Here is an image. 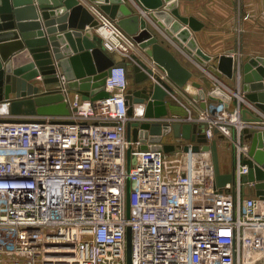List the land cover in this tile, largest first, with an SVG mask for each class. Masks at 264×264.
Returning <instances> with one entry per match:
<instances>
[{"label": "built area", "instance_id": "2783aa9c", "mask_svg": "<svg viewBox=\"0 0 264 264\" xmlns=\"http://www.w3.org/2000/svg\"><path fill=\"white\" fill-rule=\"evenodd\" d=\"M89 4L104 50L123 58L106 77L109 96L82 98L59 72V82L47 89L64 94L68 114H12L10 100L0 101V264H128L129 227L131 264H256L264 206L257 195H243L249 146L242 139L245 128L264 123L243 120L238 90L233 107L208 93L203 108L198 88L194 98L187 96L188 84L175 86L116 19ZM132 54L175 88L170 96L185 116H146L148 99L128 114ZM232 55L239 84L242 59ZM155 74L148 84L158 82ZM130 121L203 124L209 141L218 129L234 149V180L217 187L213 162L204 161L207 151H193V143L176 142L169 152L152 150L151 143L142 149L127 137Z\"/></svg>", "mask_w": 264, "mask_h": 264}, {"label": "water", "instance_id": "95a60500", "mask_svg": "<svg viewBox=\"0 0 264 264\" xmlns=\"http://www.w3.org/2000/svg\"><path fill=\"white\" fill-rule=\"evenodd\" d=\"M148 17L155 21L180 47L204 69L216 77L222 75L235 78L234 49L217 56L206 53L198 44L194 32L204 23L193 15L182 14L180 0H135ZM83 2L94 3L110 17L116 19L121 28L132 35L153 60L163 67L172 82L182 87L191 82L199 89L201 106L206 107L205 94L232 101L233 95L209 76L202 81L193 79L194 72L187 68L164 40L152 31L149 23L126 0H0V43L16 40L14 46L0 44V101L10 100L12 114H68L69 108L64 94L59 89H42L44 85L59 82L61 72L67 80L70 92H78L82 98L97 100L109 96L104 84L111 67L121 62V55L108 54L102 39L94 31L97 19ZM6 34V35H5ZM5 35L6 37L2 36ZM141 55L132 54L128 63L127 76L135 85L128 89V114L133 115V104L148 99L146 116L169 114L167 97L176 92L175 88L156 75ZM210 62V63H209ZM149 74H155L158 82L148 84ZM40 76L41 82L34 78ZM139 87H136V86ZM203 86V87H202ZM236 90L252 103L259 112L253 114L242 107V118L259 126L264 123V55H254L242 60L241 79ZM212 97V98H213ZM250 115L248 117L247 115ZM15 120V119H5ZM209 141L204 134L203 124L190 122L149 123L130 121L127 124V137L139 140L142 149H175L174 143L164 144L163 138L172 134L177 142L193 143V151H207L212 155L216 186L222 188L234 180V149L232 148L233 168L223 172L218 155V134ZM248 140V152L243 159L248 171L242 177L244 185L253 184L256 194L264 206V128L247 127L243 130ZM187 148V147H186ZM134 160V156H132ZM131 156L128 150V163ZM130 184L127 188L129 208ZM127 260L131 264V229H127Z\"/></svg>", "mask_w": 264, "mask_h": 264}, {"label": "crops", "instance_id": "0c3cea01", "mask_svg": "<svg viewBox=\"0 0 264 264\" xmlns=\"http://www.w3.org/2000/svg\"><path fill=\"white\" fill-rule=\"evenodd\" d=\"M126 2L133 8L134 13H139L141 17L147 20L152 31L157 33L160 39L164 40V44L173 51L181 63L194 72L193 79L202 81V77L207 75L217 85H220L231 94L234 93L237 89L236 78L230 79L225 75L218 78L210 71L204 69L203 66L199 65L191 55L168 36L155 21L148 17L135 0H126ZM83 3L90 9L89 3ZM234 6L239 10L237 13L234 11ZM179 10L182 14L193 15L204 23L200 30L194 32V36L199 46L206 53L217 56L230 49H234V55H238L242 60L254 55H264V0H180ZM7 31L11 32L15 30H2L0 33H6ZM5 35L2 38L6 37ZM107 53L110 54L109 52ZM34 80L41 82L40 77H36ZM55 84H48L43 87L47 89L54 87ZM187 84L189 88L188 92L185 93L187 96L194 98L198 93V89L191 82H187ZM236 104L237 99L233 96L230 106L233 107ZM167 105L170 115H186V110L182 107L181 109L172 96L167 97ZM247 105V101L245 100L242 107H247ZM249 110L253 114H259L258 111L252 108H249ZM247 116L250 117L249 114ZM215 138H217V135H215ZM220 141L230 143L227 140L218 139L219 143H221ZM163 142L176 143L177 141L172 134H168L164 136ZM242 143H248V140L244 136ZM232 168L233 164L230 163L229 167L226 170L222 168V171L230 172ZM242 189L243 195H257L256 189L252 184L243 185ZM253 255L256 264H264V246L255 244Z\"/></svg>", "mask_w": 264, "mask_h": 264}, {"label": "rangeland", "instance_id": "374dc122", "mask_svg": "<svg viewBox=\"0 0 264 264\" xmlns=\"http://www.w3.org/2000/svg\"><path fill=\"white\" fill-rule=\"evenodd\" d=\"M235 13H237L239 10L237 9V7H235ZM243 8V7H242ZM233 11V12H234ZM6 43L7 45H10V47L14 46L15 43H16V40H6ZM183 101H185L183 99ZM178 105H180L177 101H175ZM182 106L180 105V108ZM183 108V107H182ZM181 108V109H182ZM184 111V110H183ZM221 142V141H220ZM232 145L229 143H224V142H221L219 143L218 142V155H219V161H220V165H221V169L224 168V170H226V168L229 167L230 163H232ZM207 156H204V161L209 164L210 163V160L212 161V155L211 153L209 152V154H206ZM134 162V161H133ZM172 162L174 163V165L177 163L178 164V158L177 159H173ZM209 162V163H208ZM213 162V161H212Z\"/></svg>", "mask_w": 264, "mask_h": 264}, {"label": "flooded vegetation", "instance_id": "af4514ba", "mask_svg": "<svg viewBox=\"0 0 264 264\" xmlns=\"http://www.w3.org/2000/svg\"><path fill=\"white\" fill-rule=\"evenodd\" d=\"M135 85H133L132 83H131V80H130V84H129V86L127 87V89H126V95H127V93H128V89L130 88V87H134ZM136 87H139L138 85L136 86Z\"/></svg>", "mask_w": 264, "mask_h": 264}, {"label": "bare ground", "instance_id": "6f19581e", "mask_svg": "<svg viewBox=\"0 0 264 264\" xmlns=\"http://www.w3.org/2000/svg\"><path fill=\"white\" fill-rule=\"evenodd\" d=\"M4 109H6V108L4 107ZM205 153L209 154V152H205Z\"/></svg>", "mask_w": 264, "mask_h": 264}]
</instances>
